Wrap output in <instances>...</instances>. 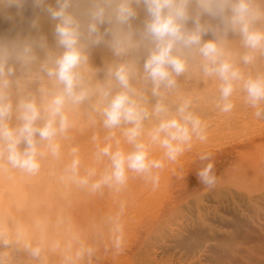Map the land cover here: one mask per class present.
Returning a JSON list of instances; mask_svg holds the SVG:
<instances>
[{"label": "rangeland", "instance_id": "rangeland-1", "mask_svg": "<svg viewBox=\"0 0 264 264\" xmlns=\"http://www.w3.org/2000/svg\"><path fill=\"white\" fill-rule=\"evenodd\" d=\"M222 42L244 76L264 74V49L245 48L232 32ZM249 52L253 59L245 63L242 58ZM187 60L174 87H162L157 97L149 80L142 97H136L149 111L162 99L172 113L187 101L203 121L205 138H194L175 160L165 159L155 170L158 180L129 170L123 185L91 188V180L110 166L99 148L111 144L113 150H132L123 132L129 125L105 127L104 101L95 92L66 106L69 126L55 137L58 153L36 137L37 171L15 167L6 154L0 155V264H215L222 259V264H264V102L257 116L237 83L232 109L222 111L219 78L205 74L199 54L187 55ZM87 65L80 69L88 87L119 90L109 73L89 77L96 68L106 71L103 61ZM24 75L27 93L43 106L52 81L38 66L24 69ZM156 122L154 116L145 119L141 138L149 155L160 158L163 150L147 136ZM9 124L18 126L15 114ZM19 147H25L23 141ZM73 148L79 175L95 172L89 185L78 183L68 171ZM202 154L213 163L210 184L198 175L208 162L200 159Z\"/></svg>", "mask_w": 264, "mask_h": 264}, {"label": "clouds", "instance_id": "clouds-1", "mask_svg": "<svg viewBox=\"0 0 264 264\" xmlns=\"http://www.w3.org/2000/svg\"><path fill=\"white\" fill-rule=\"evenodd\" d=\"M26 3L46 12L54 22L55 48L39 32L14 37L0 35V155L6 154L15 167L28 172L39 169L37 136L47 142L53 154L58 153L55 137L69 126L66 106L81 103L93 92L104 101L101 112L105 127L129 125L123 132L132 150L125 152L119 147L113 150L111 144L99 148L101 155L108 156L110 166L91 180L92 189L103 184L123 185L129 170L158 180L155 170L164 166L165 159L175 160L194 138H205L203 121L190 110L187 101L172 113L162 99H157L149 111L135 96L136 90L130 83L134 69L128 61L108 69L119 87L115 93L102 85L95 89L88 87L79 69L88 61L86 49L101 42L116 57L146 45L143 75L151 81L152 93L157 97L161 96L162 87L175 86L176 77L187 70V53L195 51L202 58L205 74L215 75L221 81L222 111L232 109L231 96L240 83L247 101L256 108L255 114L261 115L258 106L264 102V74L244 76L227 57L222 36L232 32L239 35L245 48L264 49V0H0V6L14 5L18 9ZM139 9L143 10L144 19L140 26H134ZM31 27L37 28L35 20ZM208 33L212 38L205 39ZM242 59L248 63L253 57L249 52ZM33 66L50 78L54 88L45 93L43 106L28 95H20L14 105L9 88L16 69ZM14 114L19 121L16 127L9 124ZM150 116L157 122L148 129L147 136L163 150L160 158L149 155L148 146L141 138L143 123ZM40 119L44 122L37 125ZM22 141L23 149L19 147ZM71 151L74 155L68 171L78 183L89 185L94 170L79 175L77 149ZM200 159L208 162L198 175L210 184L214 180L213 163L208 154H202ZM119 242L117 236V246ZM33 252L38 254L39 248Z\"/></svg>", "mask_w": 264, "mask_h": 264}, {"label": "bare ground", "instance_id": "bare-ground-1", "mask_svg": "<svg viewBox=\"0 0 264 264\" xmlns=\"http://www.w3.org/2000/svg\"><path fill=\"white\" fill-rule=\"evenodd\" d=\"M143 19H144V12L142 9H139L137 17L133 21V25L134 26H140L142 24ZM34 20L36 21V24H37V28H35V29L31 27V23ZM53 30H54V22L50 20L48 14L44 11H41L40 8L34 7L31 3H26L22 9H18L14 5L0 6V35L6 36V37H14L17 35L36 34L37 32H39V33L44 34L47 37L49 46L52 48H55V40H54ZM204 38L205 39L212 38L211 33L206 34ZM143 52L144 53L147 52L146 45H141L139 48L131 49V50H129V52L126 55H124L122 57H116L113 54L111 48L106 43L101 42V43L96 44V45H91L86 49V54L88 55V61L85 64L86 65H87V63L95 64L98 61L99 62L103 61V63L106 65V67L109 68V65L113 66V64L115 65L116 63H119L121 61H128L133 66V69H134V73H133V76H132L130 83H131L132 87L136 90L135 96L136 97H142V94H144V89H146L145 85L149 83V80H146L144 78L143 67H141L139 64L140 62H143L144 59L137 60L136 58H143V57L145 58V55L143 54ZM92 53H93V55H92ZM193 53L198 54L197 52L192 51L190 53H187V55H191ZM41 56H42V53H41ZM87 66H89V65H87ZM108 68L104 69L106 71H103L102 69L98 70V68H96L94 70V74L91 73V75L90 74H88V75H89V77H93L94 75H95V77H96V75H103L104 73H108ZM79 71L82 72V69H79ZM24 76H25L24 75V69H20L18 67L16 69L14 77L12 78L13 83L9 88V92L11 94V98L13 100V103H15L17 101V98L20 95L30 96L29 95L30 92L27 93V86L28 85H26V84L28 83V80L24 79L23 78ZM82 77H85V73ZM109 80H112L115 82L114 78L109 77ZM85 84L90 85L89 83H86V82H85ZM113 84H115V83H113ZM150 84H151V82H150ZM151 86H152V84H151ZM116 88H118V86H116ZM112 90L113 89H111V91ZM116 91H118V90H116ZM260 197H262V196H260ZM173 237H174V235H173ZM207 247L208 246H206V248ZM208 250H209V248H208ZM218 255H220V254H218ZM214 256H217V255H214ZM214 258H216V257H214ZM219 260H220V258H219ZM222 260H220V261H222ZM220 261L219 262L214 261V262H216L215 264H222ZM193 263L194 262L192 261V264Z\"/></svg>", "mask_w": 264, "mask_h": 264}]
</instances>
